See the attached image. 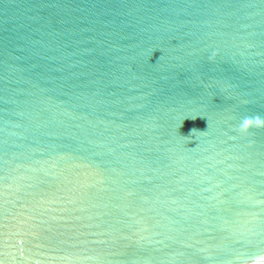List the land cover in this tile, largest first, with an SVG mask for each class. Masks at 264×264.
<instances>
[{
  "label": "water",
  "instance_id": "water-1",
  "mask_svg": "<svg viewBox=\"0 0 264 264\" xmlns=\"http://www.w3.org/2000/svg\"><path fill=\"white\" fill-rule=\"evenodd\" d=\"M264 0H0V264H264Z\"/></svg>",
  "mask_w": 264,
  "mask_h": 264
},
{
  "label": "clouds",
  "instance_id": "clouds-1",
  "mask_svg": "<svg viewBox=\"0 0 264 264\" xmlns=\"http://www.w3.org/2000/svg\"><path fill=\"white\" fill-rule=\"evenodd\" d=\"M264 124V120H261L259 117H246L244 118L240 125H239V130L241 132H246L248 131L252 126H261Z\"/></svg>",
  "mask_w": 264,
  "mask_h": 264
}]
</instances>
